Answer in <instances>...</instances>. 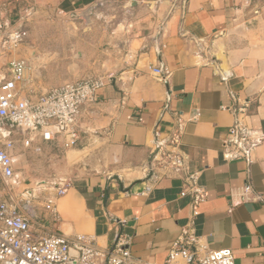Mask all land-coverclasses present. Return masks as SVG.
<instances>
[{"label":"crops","instance_id":"1","mask_svg":"<svg viewBox=\"0 0 264 264\" xmlns=\"http://www.w3.org/2000/svg\"><path fill=\"white\" fill-rule=\"evenodd\" d=\"M111 1L131 6L128 41L103 62L105 76L97 79L105 86L78 118L71 149L79 148L66 159L89 164L93 173L56 200L60 233L92 236L103 248L122 234L134 258L165 264L190 220L191 197L182 193L188 177L198 175L206 194L195 221L201 243L232 249L235 264H264V0H0V12L19 28L9 15L17 3L74 15ZM10 58L0 52V74ZM31 82L27 71L20 87L35 101L40 94ZM235 123L263 138L251 163L223 155ZM156 130L166 147L180 135L176 151L185 165L153 182ZM64 143L59 134L53 141L39 136L34 145L71 150ZM245 186L252 188L249 200L229 212Z\"/></svg>","mask_w":264,"mask_h":264},{"label":"built area","instance_id":"2","mask_svg":"<svg viewBox=\"0 0 264 264\" xmlns=\"http://www.w3.org/2000/svg\"><path fill=\"white\" fill-rule=\"evenodd\" d=\"M101 6H104L101 4ZM28 35L23 27L14 28L2 18L0 12V52L10 56L5 70L0 74V264H150L133 257L128 245L130 238L118 234L109 248L99 246L92 236L77 234L67 236L60 231H48L45 223L34 224L33 195L16 192L17 181L15 159L12 155L16 133L29 134L34 142L39 136L44 141H53L59 134L65 136V149L73 148L78 139V118L82 109L96 100L105 86L104 79H88L78 83H67L41 93L35 101H29L20 87L29 70L24 59L13 55ZM155 73L169 77L166 69ZM241 113L243 109L239 110ZM149 162V176L153 182L162 177H172L184 170V159L176 151L180 135L166 147L159 130ZM263 138L246 135L235 123L223 140V155L227 160H244L251 163ZM71 188L62 182L56 195L47 197L44 209L57 220L56 200ZM151 187L146 189L149 192ZM252 188L245 186L241 200L234 207L249 200ZM182 195L191 197L189 224L183 228L165 264H235L232 249L213 250L201 243L196 235L195 221L199 207L206 200L204 190L198 184V175L188 177V189ZM21 204L27 208L22 210Z\"/></svg>","mask_w":264,"mask_h":264},{"label":"rangeland","instance_id":"3","mask_svg":"<svg viewBox=\"0 0 264 264\" xmlns=\"http://www.w3.org/2000/svg\"><path fill=\"white\" fill-rule=\"evenodd\" d=\"M130 9V4L111 1L68 15L17 3L9 13L13 16L10 21L17 22L28 35L13 56L28 63L32 90L41 94L67 82L104 78L103 62L116 58L127 44ZM29 140L27 133L17 134L13 139L12 155L19 182L16 192L33 195V219L45 223L48 231H60V217L52 221L43 207L47 195L62 182L73 186L78 179L90 176L91 166L66 159L67 152L79 147L62 151L35 146L37 139L27 144ZM21 207L27 212L23 204Z\"/></svg>","mask_w":264,"mask_h":264}]
</instances>
